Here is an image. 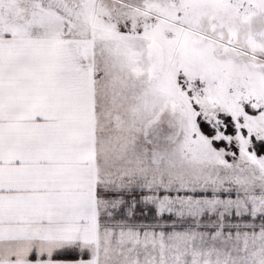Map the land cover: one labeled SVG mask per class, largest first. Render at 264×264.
I'll return each instance as SVG.
<instances>
[{"label":"snow or ice","instance_id":"snow-or-ice-1","mask_svg":"<svg viewBox=\"0 0 264 264\" xmlns=\"http://www.w3.org/2000/svg\"><path fill=\"white\" fill-rule=\"evenodd\" d=\"M0 264H264V0H0Z\"/></svg>","mask_w":264,"mask_h":264}]
</instances>
